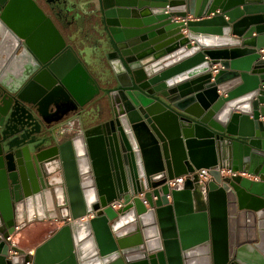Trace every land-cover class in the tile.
Here are the masks:
<instances>
[{
  "label": "water",
  "instance_id": "1",
  "mask_svg": "<svg viewBox=\"0 0 264 264\" xmlns=\"http://www.w3.org/2000/svg\"><path fill=\"white\" fill-rule=\"evenodd\" d=\"M262 49L264 0H0V264H264Z\"/></svg>",
  "mask_w": 264,
  "mask_h": 264
},
{
  "label": "crops",
  "instance_id": "2",
  "mask_svg": "<svg viewBox=\"0 0 264 264\" xmlns=\"http://www.w3.org/2000/svg\"><path fill=\"white\" fill-rule=\"evenodd\" d=\"M192 16L188 15V18H191ZM176 19H182L181 17H174L173 20ZM188 31L187 28L182 29V33L186 34ZM64 32V31H63ZM66 35V33L64 32ZM255 35V34H254ZM86 50L89 53V56L94 53L96 46L92 44V42L89 39H83ZM191 43H194V40H191ZM209 45L216 47V48H224L227 47L229 44L225 42H219L217 40L213 41ZM90 46V47H88ZM91 58L88 57V63L89 67L92 72L97 71V67L93 66V64H90ZM218 67V66H217ZM243 176L251 177L253 176L249 174H244ZM62 225L61 221L57 220H44V221H37L29 224L27 227L20 230L16 235L12 236L13 241L16 245H18L21 249H23L26 252L29 251H35V249L40 246L42 243H44L47 239H49L52 235L55 234L57 229Z\"/></svg>",
  "mask_w": 264,
  "mask_h": 264
},
{
  "label": "built area",
  "instance_id": "3",
  "mask_svg": "<svg viewBox=\"0 0 264 264\" xmlns=\"http://www.w3.org/2000/svg\"><path fill=\"white\" fill-rule=\"evenodd\" d=\"M262 51H264V49H262ZM213 67H214V69L216 71L217 65H214ZM211 170L212 169L209 168V167L197 168L194 171L189 172L187 174H182V175H179V176H175L173 178H168L165 181V183L168 185V187H169L170 190L171 189H177V190H179V189H182L183 188L185 179L187 177H192L194 174H198V176H199V182H201V183H207V182H209L213 178V176L211 174ZM218 170L220 171V173H221L222 176H233V175H238V174H241V175L246 174L245 172H242V171H233V169H231V168H225V167H219ZM147 191L148 190L141 191L138 194H135V195L131 196L128 201L123 196L120 197V198H115V199L109 201L107 203V206H110L114 210H118L120 208H123L130 201H132V199L134 197L141 198L142 201H143V203L148 206L149 203H148V200L146 199V192ZM156 197L157 196H155V195L153 196L154 199H156ZM94 215H95V211L87 214L84 217L79 218L80 219L79 221H82L85 218L93 217ZM7 239L13 241L12 235H9Z\"/></svg>",
  "mask_w": 264,
  "mask_h": 264
}]
</instances>
